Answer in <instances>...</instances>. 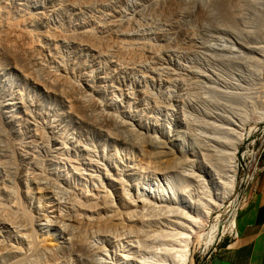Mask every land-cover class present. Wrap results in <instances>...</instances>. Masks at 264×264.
Segmentation results:
<instances>
[{
	"label": "rangeland",
	"instance_id": "1",
	"mask_svg": "<svg viewBox=\"0 0 264 264\" xmlns=\"http://www.w3.org/2000/svg\"><path fill=\"white\" fill-rule=\"evenodd\" d=\"M183 5L0 0V264H143L189 228L188 264H204L233 237L231 212L264 165V120L238 147V179L255 177L237 206L191 205L196 123L221 100L215 49L232 29L220 9L188 25Z\"/></svg>",
	"mask_w": 264,
	"mask_h": 264
},
{
	"label": "bare ground",
	"instance_id": "2",
	"mask_svg": "<svg viewBox=\"0 0 264 264\" xmlns=\"http://www.w3.org/2000/svg\"><path fill=\"white\" fill-rule=\"evenodd\" d=\"M160 4L163 15H169L179 8L170 3ZM183 6L187 11L188 25L194 21H199L202 26L209 22H218L216 13L220 9L226 17V21L222 19L223 22L232 29H228L231 32L230 40L226 37L228 44L224 41L220 47H210L223 51L222 56L227 62H222L228 65L229 73L225 79L220 80L221 83L217 82L221 100L217 101L218 104L213 110L210 109L205 114V119L203 117V120L196 123V138L202 140V148L198 153L201 172L195 175L198 189H186V198L191 205L209 210L212 206L217 207L230 200L231 210L237 206L238 191L243 187L242 184L245 185L252 179V175L238 179V147L244 140L245 126L250 122L257 124L264 120V0H184ZM255 113L257 118L252 119ZM237 185L239 188L236 193ZM194 198L195 202L191 200ZM142 199V196H137L135 200L142 202ZM39 212L45 215L47 210L39 209ZM231 213L228 228L232 236H235L236 212ZM219 228L216 222L207 232L203 241L205 246L216 240ZM189 231L192 230L189 228L186 233L182 232L183 235L178 239L171 238L168 242L164 240L165 244H159L161 247L153 250L152 256L148 257V261L144 260L143 264H188L192 243L190 241L193 238Z\"/></svg>",
	"mask_w": 264,
	"mask_h": 264
},
{
	"label": "crops",
	"instance_id": "3",
	"mask_svg": "<svg viewBox=\"0 0 264 264\" xmlns=\"http://www.w3.org/2000/svg\"><path fill=\"white\" fill-rule=\"evenodd\" d=\"M236 214V235L222 242L204 264H264V168Z\"/></svg>",
	"mask_w": 264,
	"mask_h": 264
},
{
	"label": "built area",
	"instance_id": "4",
	"mask_svg": "<svg viewBox=\"0 0 264 264\" xmlns=\"http://www.w3.org/2000/svg\"><path fill=\"white\" fill-rule=\"evenodd\" d=\"M263 168H264V165H263ZM251 175H252V179H251V180H253V178L255 177V175H253V173H251L250 176H251ZM251 180H250V181H251ZM250 181H249V182H250ZM246 184H247V183H246Z\"/></svg>",
	"mask_w": 264,
	"mask_h": 264
}]
</instances>
